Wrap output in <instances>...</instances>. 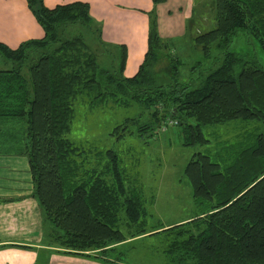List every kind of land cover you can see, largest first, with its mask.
<instances>
[{
    "label": "trees",
    "instance_id": "1",
    "mask_svg": "<svg viewBox=\"0 0 264 264\" xmlns=\"http://www.w3.org/2000/svg\"><path fill=\"white\" fill-rule=\"evenodd\" d=\"M25 2L42 34L13 48L0 42V154L26 157L32 196L50 227L46 246L101 264H264V66L227 49L243 31L264 52V0H214V26L190 41L201 58L211 49L221 58L208 70L196 60L188 75L170 51L176 40L157 34L151 9L146 50L128 77L125 47L102 41L87 3ZM85 105L95 114L133 109L113 127L116 138L147 144L170 120L181 146H197L182 169L190 216L150 220L152 197L127 183L117 152L70 138ZM231 120L258 124L231 140L204 136L203 128L211 135Z\"/></svg>",
    "mask_w": 264,
    "mask_h": 264
},
{
    "label": "crops",
    "instance_id": "2",
    "mask_svg": "<svg viewBox=\"0 0 264 264\" xmlns=\"http://www.w3.org/2000/svg\"><path fill=\"white\" fill-rule=\"evenodd\" d=\"M73 1L88 4L89 15L99 25L104 43L125 47L122 74L127 77L135 72L146 50L148 11L154 10L159 37L175 39L187 31L186 20L194 4V0H164L154 5L151 0H42V3L51 8ZM41 34L42 29L25 0H0V42L13 48ZM49 231L32 196L26 157L0 154V264H101L51 250L53 247L46 246Z\"/></svg>",
    "mask_w": 264,
    "mask_h": 264
},
{
    "label": "rangeland",
    "instance_id": "3",
    "mask_svg": "<svg viewBox=\"0 0 264 264\" xmlns=\"http://www.w3.org/2000/svg\"><path fill=\"white\" fill-rule=\"evenodd\" d=\"M213 1L194 0L192 12L189 19L186 20L187 31L182 36L175 37L176 41L170 51L176 53L182 60L183 69L181 72L184 75H188V68L196 60H200L201 68L207 66L208 70L214 68L221 58L220 52L215 49H211L209 58H201L198 48L194 47L190 41L196 33L204 32L214 26ZM109 47L112 50L114 48ZM227 49L249 56L259 65L264 66V52L256 40L243 31L236 32ZM165 65L166 59L161 57L156 68L161 70ZM0 67H2L1 64ZM193 74H196L195 70ZM79 113L80 117L76 121L79 127L71 126L70 138L78 137L80 140H84L83 146L86 148L96 146L97 149L111 148L117 152L125 170L127 183L132 185L140 183L145 196L152 197L150 209H153L154 216L150 220L173 223L187 218L193 213L194 205L188 183L182 175V169L197 146H181L175 126L167 125L163 131H160L159 128L153 130L155 133L148 139V143L141 144L133 137L134 135L130 134L116 138L117 131L113 130V127L125 116L133 114L132 108H110L99 110L95 114L85 105L84 108H79ZM74 124L72 123L73 126ZM255 124L258 122L253 120H231L224 126H218L211 135L208 134V127L203 128L202 131L206 138L231 140L238 133L250 129V126ZM149 239H153V237L151 236Z\"/></svg>",
    "mask_w": 264,
    "mask_h": 264
},
{
    "label": "built area",
    "instance_id": "4",
    "mask_svg": "<svg viewBox=\"0 0 264 264\" xmlns=\"http://www.w3.org/2000/svg\"><path fill=\"white\" fill-rule=\"evenodd\" d=\"M173 123H174L173 121L169 120V121L166 122V124H161L159 126V130L162 131V130H164V128H166L167 125H173Z\"/></svg>",
    "mask_w": 264,
    "mask_h": 264
}]
</instances>
